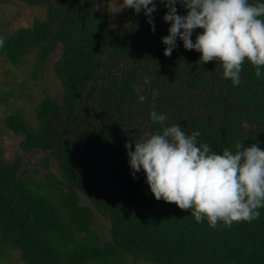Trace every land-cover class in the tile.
<instances>
[{
	"label": "trees",
	"instance_id": "trees-1",
	"mask_svg": "<svg viewBox=\"0 0 264 264\" xmlns=\"http://www.w3.org/2000/svg\"><path fill=\"white\" fill-rule=\"evenodd\" d=\"M22 1L50 11L13 42H23V53L37 47L45 59L60 48L56 73L64 88L61 102L41 103L30 142L55 157L71 192L65 207H58L19 183L16 171L0 160V258L9 243L27 264L78 260L62 247L60 256L55 237L68 229L66 217L78 226L92 217L79 206L81 190L109 218L119 249L136 257L154 264H264V208L259 218L230 228L197 223L190 210L155 199L143 172L133 179L124 147L161 130L149 118L155 108L169 114L167 124L179 123L187 133L199 129V141L213 150H235L238 141L264 149V79L255 67L245 60L241 83L233 86L220 63L202 64L201 53L184 49L179 39L165 56L161 37L169 22L162 19L163 4L154 13L153 32L143 11L133 9L130 25L109 26L98 8L107 0ZM139 94L147 99L140 101Z\"/></svg>",
	"mask_w": 264,
	"mask_h": 264
},
{
	"label": "clouds",
	"instance_id": "clouds-1",
	"mask_svg": "<svg viewBox=\"0 0 264 264\" xmlns=\"http://www.w3.org/2000/svg\"><path fill=\"white\" fill-rule=\"evenodd\" d=\"M159 4L167 9L162 19L169 22L167 35L161 37L165 56L179 39L184 49L201 53L202 64L220 63L222 77L233 86L241 83L245 60L264 79V0H122V7L143 11L153 32ZM177 4L185 14L178 13ZM4 44L0 35V48ZM138 99L147 97L139 94ZM149 118L161 130L124 144L133 179L143 172L155 199L190 210L197 223L207 221L213 229L259 218L264 208V149L238 141L235 150L216 151L199 141V129L187 133L179 123L167 124L166 112L153 108Z\"/></svg>",
	"mask_w": 264,
	"mask_h": 264
},
{
	"label": "rangeland",
	"instance_id": "rangeland-1",
	"mask_svg": "<svg viewBox=\"0 0 264 264\" xmlns=\"http://www.w3.org/2000/svg\"><path fill=\"white\" fill-rule=\"evenodd\" d=\"M98 8L111 27L131 23L132 9L122 7V0L100 2ZM49 11L48 5L0 0V35L5 38L0 48V160L16 171L19 183L64 208L71 190L59 162L30 142L38 129L41 103L46 99L62 101L64 88L56 73L60 48L45 59L37 47L23 53L18 49L23 42H13L21 31L33 29L36 20L46 21ZM77 198L92 217L84 226L65 218L68 229L59 230L55 237L60 256L62 247L65 256L71 252L78 259L73 264H154L119 249L109 218L85 192L77 190ZM0 264L27 263L18 247L4 243Z\"/></svg>",
	"mask_w": 264,
	"mask_h": 264
}]
</instances>
